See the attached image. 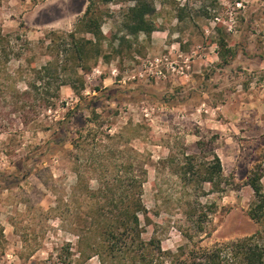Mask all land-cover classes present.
<instances>
[{
  "label": "rangeland",
  "instance_id": "1",
  "mask_svg": "<svg viewBox=\"0 0 264 264\" xmlns=\"http://www.w3.org/2000/svg\"><path fill=\"white\" fill-rule=\"evenodd\" d=\"M156 1L157 30L149 39L141 34L117 49L120 53L105 43L111 60L100 58L93 65L101 66L102 75L89 79L93 68L81 73L82 97L63 85L56 106L24 126L11 90L26 89L33 80L31 70L50 58V38L64 42L88 0H0V31L9 55L0 80L9 88L7 98L0 97V171L12 174L18 159L52 137L70 110L97 97L92 103L96 123L88 122L94 116L80 107L71 129L92 126L102 144L110 142L99 137L120 133L121 146H128L126 157L139 154L138 167L147 169L144 236L158 237L166 252L184 247L179 253L186 258L190 248H212L264 229L247 214L254 199L248 178L257 169L264 173V0ZM128 5L111 0L105 6L104 34H121ZM220 36L237 53L234 58L226 55L229 63L220 57ZM164 54L176 61L179 73H168L167 79L132 77L144 60ZM0 60L5 62L6 56ZM66 146L35 165L25 181L0 187V264H118L103 262L87 243L79 242L81 218L92 199L77 189L73 147ZM91 148L81 157L92 155ZM216 151L224 166L219 185L196 174ZM82 171L96 190V173L85 166ZM197 222L204 233L198 234ZM165 257L169 261L173 256Z\"/></svg>",
  "mask_w": 264,
  "mask_h": 264
},
{
  "label": "trees",
  "instance_id": "2",
  "mask_svg": "<svg viewBox=\"0 0 264 264\" xmlns=\"http://www.w3.org/2000/svg\"><path fill=\"white\" fill-rule=\"evenodd\" d=\"M110 1L88 0L76 29L65 35L67 39L59 43L56 37L50 38L46 46L50 58L44 65L31 70L33 80L26 82V89L11 90L12 97L18 99L15 103L18 108H13L20 114L22 125L28 126L42 110L54 108L63 85H70L81 98L85 89V79L81 73L91 71L100 58L107 62L111 60V56L104 51L105 43L120 53L122 50L117 49L124 44L131 45L141 34L149 39L157 30L154 18L157 13L156 0H123L130 5L123 11L121 34L107 36L103 32V23L108 16L105 6ZM218 45L222 49L219 54L224 62L229 63L227 54L232 58L237 56L235 51L228 48L224 36L218 38ZM2 55L6 56V61L0 60V80L3 75L2 64L9 61L6 37L0 31V59ZM3 83L0 81V97L7 98L6 91L9 88ZM97 99L92 98L82 106L78 104L70 110L63 120L58 121L52 137L37 142L25 156L18 159L12 174L6 176L0 171V187L10 188L14 183L25 181L32 174L35 165L40 164L46 156L65 151L66 145L70 144L73 147L70 153L76 161L77 189H82L92 199L91 203L88 202V211L81 218L84 226L78 234L79 242L87 243L88 248L99 255L103 262L111 259L118 264H264V229H258L239 239L217 243L212 248H190L186 258H182L185 254L179 253L184 247H179L174 253L166 252L158 237L145 238L146 229L141 215L149 220L142 196L147 169L144 166L138 167L139 154L136 152L126 157L128 146H121L120 133H107L104 138L99 137V141L106 139L110 142L102 144L103 142L96 140L98 134L92 126L80 125L75 126V130L71 129L75 109L80 107L90 111L95 117L88 122L96 123L98 114L92 108V103ZM85 130L87 133H84ZM91 146L92 155L89 153L87 158L81 157V152L87 151ZM84 166L96 173L95 178L100 184L96 190L91 189L89 180L84 179ZM196 174L205 183L219 185L223 177V166L217 153H212V160L200 167ZM263 177V171L257 169L248 178L254 199L247 214L255 222L264 225ZM197 226L198 234L205 232L202 224L197 222ZM185 236L189 240L194 239V235L189 232ZM165 256L173 257L168 261ZM180 261L182 262L178 263Z\"/></svg>",
  "mask_w": 264,
  "mask_h": 264
},
{
  "label": "built area",
  "instance_id": "3",
  "mask_svg": "<svg viewBox=\"0 0 264 264\" xmlns=\"http://www.w3.org/2000/svg\"><path fill=\"white\" fill-rule=\"evenodd\" d=\"M116 71V68L112 69V74H115ZM176 72H180L176 61L172 60L167 54H164L162 56H156L154 58L144 60L138 74L132 77L139 80L146 75L147 78L155 77L156 79H167L168 73L174 74ZM96 74H103V70L100 65L93 68L92 73L88 76V78L91 79Z\"/></svg>",
  "mask_w": 264,
  "mask_h": 264
},
{
  "label": "crops",
  "instance_id": "4",
  "mask_svg": "<svg viewBox=\"0 0 264 264\" xmlns=\"http://www.w3.org/2000/svg\"><path fill=\"white\" fill-rule=\"evenodd\" d=\"M216 153H217V155L220 157L221 161H223V158H222V156L219 154V152L216 151ZM222 166H223V163H222ZM223 167H224V166H223Z\"/></svg>",
  "mask_w": 264,
  "mask_h": 264
}]
</instances>
